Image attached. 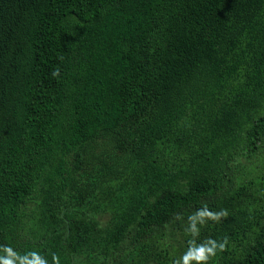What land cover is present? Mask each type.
Returning <instances> with one entry per match:
<instances>
[{"label": "trees", "instance_id": "1", "mask_svg": "<svg viewBox=\"0 0 264 264\" xmlns=\"http://www.w3.org/2000/svg\"><path fill=\"white\" fill-rule=\"evenodd\" d=\"M210 241L264 264V0H0V257Z\"/></svg>", "mask_w": 264, "mask_h": 264}, {"label": "clouds", "instance_id": "2", "mask_svg": "<svg viewBox=\"0 0 264 264\" xmlns=\"http://www.w3.org/2000/svg\"><path fill=\"white\" fill-rule=\"evenodd\" d=\"M198 215L201 217L209 216L216 219L219 214L204 210L200 211ZM210 244L211 246L201 245L199 247L190 248L179 260L176 261V264H191V261H196L197 264H200V262L206 264V262L216 253V242L210 241ZM219 247L223 248L224 245L220 244ZM4 251L7 252L8 258L0 257V264H14V259H19L20 264H47V261L35 252L31 253L32 259H29L27 256L17 257L16 253L13 252L10 247H5ZM53 260L54 264H59L58 257L54 256Z\"/></svg>", "mask_w": 264, "mask_h": 264}]
</instances>
